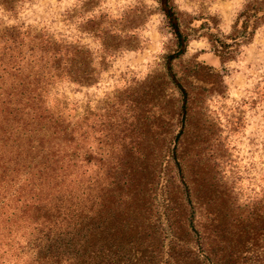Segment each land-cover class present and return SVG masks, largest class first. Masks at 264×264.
<instances>
[{
	"label": "rangeland",
	"instance_id": "1",
	"mask_svg": "<svg viewBox=\"0 0 264 264\" xmlns=\"http://www.w3.org/2000/svg\"><path fill=\"white\" fill-rule=\"evenodd\" d=\"M248 4L255 30L235 45L225 37ZM48 42L74 59L63 67L61 60L58 69L88 72L92 81L71 82L51 64L36 63ZM222 42L233 46L226 51ZM19 63L21 72L13 68ZM177 79L187 88L186 105ZM35 87L44 91L43 116L28 125L20 107L6 115L0 101V264H66L48 248L63 229L54 202L86 213L96 231L99 210L107 218L112 209L105 207L120 188L150 182L159 168L170 202L158 209L152 195L146 208L170 218L163 238L172 232L190 239L184 192L192 176L224 191L228 229L262 206L264 0H0V91L14 106L20 90ZM56 125L63 130L57 157L63 166L55 172L68 175L65 181L34 178L48 194L51 218L44 211L29 216L26 203L34 193L26 195L25 171L51 162L44 153L28 155L25 143L29 136L48 138ZM66 131L71 142L64 147ZM61 246L60 258L80 254L78 245Z\"/></svg>",
	"mask_w": 264,
	"mask_h": 264
},
{
	"label": "trees",
	"instance_id": "2",
	"mask_svg": "<svg viewBox=\"0 0 264 264\" xmlns=\"http://www.w3.org/2000/svg\"><path fill=\"white\" fill-rule=\"evenodd\" d=\"M248 11H252L250 4L239 14L233 25L232 34L225 37V39L232 40L235 45L248 40L255 30V25L250 21L251 15L248 14ZM241 16H244L245 20L239 24L238 20ZM175 33L178 38L182 37L177 26ZM183 40L186 41L187 38L183 37ZM218 41L216 40L217 43ZM48 44L49 42L39 49L40 57L34 58L36 63L51 64L50 66L54 67L53 70L58 72L59 76L71 82L90 83L92 81L93 76L88 72L58 69L61 60L65 63H61L63 67L65 65L73 66L71 64L74 59L70 56L63 58L68 55V50L61 53L58 48L50 49ZM232 46L230 42L219 43V47H225L226 51H229ZM183 50L180 46L179 52L182 53ZM87 64L86 61L83 63L85 66ZM13 68H17L18 72H21L22 65L19 63ZM181 81L177 79L175 86L186 105L188 92ZM43 93L44 91L39 87L30 88L26 91L20 90L18 92L19 99L13 106L10 105V94L8 102L3 97L5 92L0 91L1 105L6 106V110L2 111L7 113L6 115H11L12 111L17 112L19 110L15 109L17 106L20 107V112L26 117L25 124L28 125L33 118L43 116L42 112L38 113L43 105ZM187 113L188 111L185 110V117ZM182 125H185L184 121ZM52 129L53 132L48 138H45L44 135H37L34 139L33 136H29L27 137L28 143H25L28 155L36 153L39 156L40 153H44L47 155L45 159L51 162L50 164L45 162L42 166L41 163H38L35 165V171H33L34 167L25 171L22 185L25 186L26 195L34 193L29 198V202L26 203L29 216L44 211V214L51 218V212L46 207L48 194L43 188L34 184V178L37 177L39 181H47L50 176H53L57 181H65V177L68 175L66 172H55L57 168L63 166H61L63 163L61 158H57L59 149H63L61 141L58 140V134L63 130L57 125ZM66 135L67 131L62 139V146L64 147L70 145L71 142L70 135H67L68 137ZM31 143H36L37 146L41 147L45 145L47 148L45 151L32 149L34 145ZM52 143L57 144V147L53 148ZM19 154L18 152L17 155ZM182 158L175 159L179 169L181 167L178 163H181ZM34 159L36 157L32 155L31 160ZM161 175L164 176L163 171L159 168L150 182L139 183L136 186L123 184L124 187L120 188V196L105 207L112 209V212L106 210L107 218H103L102 211L105 212L104 208L99 210L101 216L100 214L98 216L101 219L96 231L92 230L91 218L86 213L74 211L70 202L64 206L62 199L60 202H54V206L51 207L56 219L64 218L61 221L63 224H60L63 229H60L57 235L53 236V241L51 239L48 244V248L53 252V257L60 262L62 259L66 264H264V191L260 200L262 206L246 210L245 214H241L240 218L236 219L237 224L232 227L234 230L228 229L225 221L226 216L223 212L226 208V201L222 195L224 191L218 187L213 188L206 183V180L201 181L192 176L188 180L189 183L185 182L188 186L184 192L185 202L190 208L187 221L190 239L181 240L172 232H170L169 238L166 235L163 238L161 234L165 232L164 225L167 224L169 231L172 229L173 224L170 218H163L160 214H151L150 210L146 208L148 203L150 207L152 206V195L155 196L154 204L158 209L160 206L164 208L165 203L170 202L166 190L165 192L163 190ZM57 186L58 184L53 186L54 190ZM147 192L150 194L147 195ZM69 193L71 192L69 191ZM35 198L37 200H34ZM69 198L67 196L65 199L69 201ZM54 199L59 201L58 198ZM54 224L57 227V224ZM95 242L97 243L94 244ZM62 244L64 248H69L71 245L75 248L78 245L80 254L60 258L65 252Z\"/></svg>",
	"mask_w": 264,
	"mask_h": 264
}]
</instances>
